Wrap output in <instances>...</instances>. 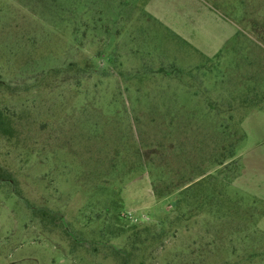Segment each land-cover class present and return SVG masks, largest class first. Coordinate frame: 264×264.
Instances as JSON below:
<instances>
[{"label": "rangeland", "instance_id": "1", "mask_svg": "<svg viewBox=\"0 0 264 264\" xmlns=\"http://www.w3.org/2000/svg\"><path fill=\"white\" fill-rule=\"evenodd\" d=\"M0 111V264H264V0H0Z\"/></svg>", "mask_w": 264, "mask_h": 264}, {"label": "trees", "instance_id": "2", "mask_svg": "<svg viewBox=\"0 0 264 264\" xmlns=\"http://www.w3.org/2000/svg\"><path fill=\"white\" fill-rule=\"evenodd\" d=\"M48 73H50V69L48 70ZM51 74V73H50ZM3 115H2V112L0 111V129L2 130V131H8L9 130V128L11 127V125H10V123L11 122H9V120L8 119H5V125H3ZM233 154V151L232 150H230V152H229V154H228V156H231ZM0 180H2V178H0ZM193 183H195V182H193ZM188 187H191V185L189 184V185H187L184 189H186V191L189 189ZM185 191V190H184ZM176 205H178V202L176 201V203H175ZM38 211V210H37ZM48 212H46V210H41L40 212H39V214L41 215V216H46V214H47ZM65 231H67L66 229H65ZM115 250L118 252V254L120 255V256H122V260H123V264H127V256H125V251H121V250H119V249H116L115 248Z\"/></svg>", "mask_w": 264, "mask_h": 264}]
</instances>
